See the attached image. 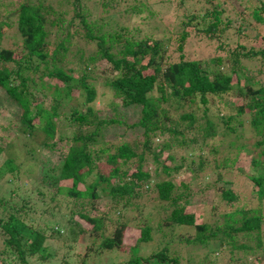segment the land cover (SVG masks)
<instances>
[{"label":"trees","instance_id":"1","mask_svg":"<svg viewBox=\"0 0 264 264\" xmlns=\"http://www.w3.org/2000/svg\"><path fill=\"white\" fill-rule=\"evenodd\" d=\"M207 1L213 4V8L203 12L200 0H170L177 6L175 17L180 12V18L189 19L176 26L180 59L164 67L156 61L161 50L158 39L134 36L132 31L138 32L137 27L129 30L123 26L122 32V29L99 32L106 24H100L94 17L88 20L90 12H85V5L79 0L73 1L70 17L66 16L67 10L57 12L58 21L65 22L68 27L65 36L49 52L47 37L50 29L47 26L56 22L50 20L40 6L27 2L20 4L16 25L25 51L18 54L12 49L0 48V91L4 94L0 97V110L18 114L19 119L17 123L14 117L10 119L15 128L9 136L1 135L0 150L15 144L17 138L45 147L65 146L67 151L58 174L53 176L54 185L46 184L42 178L34 181L35 186L17 183L14 191L19 190L22 203L2 204L3 209H9V214L0 217V230L6 235L0 249V264H60V261L89 264V260L97 262L95 259H109L105 263L113 264V254L120 251L131 254L125 262L116 264H183L182 259L186 264L205 260L208 264L221 255L219 253L226 248L225 243H230L231 249L251 248L249 244L234 242L240 232L251 233L249 238L253 239L256 248L264 247L261 214L250 212L247 216L245 212L239 225L226 223L229 231L222 232L221 236L226 237L224 240L219 241L215 230L202 222L195 224L193 237L178 236L176 239L170 236L161 241L158 252L152 248V252L143 256L137 251L141 244L151 241V226L144 224L133 235L122 219L127 206L143 205L137 200L142 198L156 202L154 211L157 215L172 207L163 220H156L158 230L161 229V221L166 223L167 220L171 226L192 225L194 215L187 211V205L179 203L181 192L177 191V178L172 173L185 167L194 173L193 179H208L215 168L232 167L234 163L239 171L245 172L237 160L241 153L248 155L240 152L245 149L242 145L237 147L238 153L234 157L218 160L213 156L218 151L217 133L223 136L235 134L247 121L254 134L260 135L254 145L262 144L261 152L264 154V85L259 84V78L248 67L249 60H264V43L257 48L238 43L241 38L236 42L230 40L225 28L230 21L221 14L225 9L224 0ZM231 1L242 14L237 16V31L244 32L250 28L255 38H261L257 29L264 25V0H247V7L241 8L239 0ZM95 3L101 12H109L112 7L122 14L127 11L137 14L146 7L142 0H98ZM194 3L199 7H194ZM170 6L166 11L171 12ZM155 13L158 14L159 10ZM245 14L250 15L249 20L245 19ZM151 15L154 14L150 10L145 13V17ZM222 22L223 26L219 27ZM187 26H193V31L203 30L206 34L202 36L208 40L215 39V36L222 39L218 48L225 49L228 45L230 49L208 59H185L184 42L190 39L191 34ZM78 27L81 28L79 32ZM75 34L86 42H94L96 52L107 59L111 65L109 68L116 73L113 79L105 81L112 93L109 101L112 108L118 105L139 107V115L132 126L141 130L142 140L133 137L117 140V143L106 142L104 130L119 120L117 112L105 116L101 109L94 108L92 101L96 89L85 81L84 74L91 68L84 67V72L76 76L71 69L57 64L65 59L66 41H71ZM115 46L117 53L110 52ZM81 58L80 53L78 59ZM88 58L92 60L94 56ZM224 65L226 69L223 70ZM37 72L40 74H35ZM43 93L48 98L44 99ZM74 96L83 97L82 102L76 99L78 105L85 106V109L74 107L61 118V102H68ZM49 98L52 103H45L44 100ZM7 100L12 103L8 108ZM60 123L68 128L60 131ZM174 147L189 149L191 163L184 165V156L178 157L176 163V157L169 153ZM197 150L202 152L197 154ZM195 155L197 159L193 158ZM4 165L11 171L17 168L11 158H6ZM249 165L253 170L250 177L256 187L255 192L261 197L264 194V171L258 169L260 161L253 156L249 157ZM221 174L218 172L217 176L222 179ZM160 175L163 177L157 179ZM225 182L229 183V180ZM182 186H186L185 182ZM57 195L63 202L56 199ZM220 195L227 201L237 199L235 191L224 184ZM103 199L108 205L100 209L99 202L102 200L103 203ZM41 204L51 206L39 211ZM234 210H230L231 213ZM29 211L27 222L22 216ZM98 211L101 214L97 215ZM48 213L51 219L43 220L42 217ZM63 214H66L65 219ZM31 219L36 222L32 223ZM47 243L57 244L60 253L56 248L47 250ZM76 245L82 249L77 251ZM177 246L182 250L179 251ZM262 255L264 262V252Z\"/></svg>","mask_w":264,"mask_h":264},{"label":"rangeland","instance_id":"2","mask_svg":"<svg viewBox=\"0 0 264 264\" xmlns=\"http://www.w3.org/2000/svg\"><path fill=\"white\" fill-rule=\"evenodd\" d=\"M73 1L74 0H0V28L2 29V33L0 34V48H8L13 51L24 53L25 47L21 44V35L17 30V11L20 7L21 3L27 2L28 4L38 5L43 10H45V14L49 17L50 20H54L56 22L55 25L47 26L49 28V34L47 37L48 51L54 47L59 40L65 36L67 25L66 23H61L58 21L57 12H64L67 10V17H70L73 14ZM78 1V0H77ZM85 5V12L88 15V20L96 19V21L101 23H105L103 29L99 32L107 31L111 32L113 30H121L123 31V26L129 30L137 27L138 32H133V35L139 37H151L153 39H158L161 43V50L156 57V61L160 64L161 67H164L168 63L173 61H178L180 59L179 52L177 49V25L183 20L189 19L188 17L182 19L180 18V12L174 15L175 8L177 6L170 0L158 3V0H142L146 7L142 9V12L137 14H130L131 12L121 13L118 12L117 8H110L109 12H101L102 9L100 6L95 3L98 0H79ZM189 1V0H188ZM199 0H196L198 2ZM225 1V2H224ZM223 4L225 9L222 11V16H225L230 23L225 27L226 32L228 33V37L230 40L236 42L238 38V43L244 44L246 47L249 46H257L260 47L264 43V25L260 26L257 31L261 35V38L258 36L254 37V31L250 28H246L244 32H238V17H241L242 14L238 11V8L232 3L231 0H224ZM241 2V7H247V0H239ZM154 2H157L156 4ZM169 4L171 12L166 11V7L168 8ZM201 11L210 10L213 8V4L209 3L207 0H200ZM159 6V7H158ZM199 7L198 3H194V7ZM120 8L121 6H117ZM192 8V6L190 7ZM144 10V11H143ZM152 12L149 17H145V13ZM156 10H159V13L156 14ZM146 11V12H145ZM158 12V11H157ZM162 13V16H161ZM155 14L158 16L156 19ZM246 15V14H245ZM264 15V13H263ZM249 16V17H248ZM97 17V18H96ZM180 18V19H179ZM232 18V19H231ZM68 19V18H67ZM245 19H250V15H246ZM264 22V21H263ZM255 23V22H254ZM223 26V22L219 24V27ZM172 27V29H170ZM193 26H187L190 29V39L185 40L183 47V54L185 59H208L209 57L215 56L218 53L229 50L228 45L225 46V49L222 47L218 48L219 41L223 42L222 39L208 40L207 37L202 36L206 33L202 31L197 32L191 30ZM201 28V27H199ZM77 32L81 29L77 28ZM177 30V31H176ZM198 33V34H197ZM241 33V34H239ZM209 34H212L211 32ZM241 35V36H238ZM229 39H223L224 41H228ZM233 42V43H235ZM68 44V50H66L64 54V60L58 62L57 64L62 65L64 68H69L73 71L76 76H79L81 72H84V67L91 68L86 74L85 81L89 84L95 86L96 96L92 101L94 108L101 109L103 111V115L107 116L109 114H113L117 112V123L110 125L109 129L105 131V139L108 143H117V140L121 139H131L133 137H139L142 140L141 130L136 129L132 126V122L136 120L139 115V107L138 106H128L123 107L121 105L112 106L109 104V101L112 99V93L109 89L108 85L105 84V81L111 80L116 76L109 67H111L110 63L104 57L99 56V53L96 52V48L94 42H86L82 38L79 37L78 34H75L71 41H66ZM230 46V43H229ZM116 46L110 50V52L117 53ZM82 54V58L79 60V54ZM20 54V53H18ZM93 55L94 58L91 60L88 57ZM225 55V54H224ZM146 60V59H145ZM144 60V61H145ZM263 61V62H262ZM260 59H252L248 62V67L252 70V74L259 78V84L264 85V60ZM22 63V62H21ZM35 63V60L32 61V64ZM51 64V62H49ZM42 66L39 67L40 71H42ZM105 68V69H104ZM226 69V66H223V70ZM31 73V72H30ZM33 77H36L33 73H31ZM40 74V73H35ZM45 81L47 78L44 77ZM37 80V78H35ZM18 83V81H16ZM48 93V92H47ZM154 94H157L155 91ZM4 94L0 91V97H3ZM44 99L48 98L46 93L42 94ZM7 98V97H6ZM42 98V99H43ZM80 102L84 99L83 97H76ZM75 96L71 98L68 102H61L59 106L60 117L68 114L69 110L74 107H81V109H85V106L78 105L77 99ZM40 99V98H39ZM5 100V97H4ZM9 103L6 105L8 108L12 105L10 100H7ZM45 103H52L50 98L44 100ZM100 110V111H101ZM14 117V121L18 122L19 116L18 114L11 113L10 111H2L0 110V138L1 135L4 137L9 136L12 132V128L14 127V122H11V118ZM97 119L96 117H94ZM246 119H249L246 118ZM65 122V121H64ZM62 129L60 131L67 129V126L61 125ZM163 137V136H162ZM42 138V137H41ZM155 142H157V139ZM216 139L217 143V153L213 156L220 160L223 157H234L237 153V147L242 145L245 149H241L247 152L248 155H244L241 153L238 156V162L244 166L243 171L241 172L237 169L235 163L232 167H221V169L215 168L214 172L209 175V178L193 179L194 173L183 167V169L173 172V177L177 178V191L181 192V197L179 199V203L187 205V211L194 215V223L192 225H182V226H171L170 221L167 220L161 221V229L158 230L156 228V220H159L165 217L172 208L168 207L166 211H161L160 214H156L154 211L156 202L152 203L151 201H144L142 198H138L141 204L137 207L131 205L127 206L123 210L122 219L125 221V224L129 226L130 232L133 235L138 233L139 228H141L144 224H149L151 226V241L147 243H143L138 248L137 253L140 255H147L153 250L158 252L160 250L161 241L168 239L170 236L177 239L180 237H193L196 233L195 224H199L205 222L208 226H211L213 230L216 232V238L221 241L226 239L225 235L221 236L222 232H228L229 229L226 226V223L233 224L235 226L241 223L243 218V213L247 216L251 213L261 214L263 223L261 227V235L262 240L264 242V194L259 197L255 192V185L251 180L250 175L253 173L251 166L249 165V157L253 156L260 161V165L258 169L264 171V154L261 152L262 144L254 145V142L260 139V135L254 134V132L249 128L247 121L244 122L243 128L241 131H237L235 134H229L223 136L221 133H217ZM15 144H11L4 149L0 150V217H7L9 214V209H3L2 204L7 205L16 204L20 205L21 199L18 196V191H14L17 188L15 187L17 183H23L27 187L35 186V182L40 180L41 178L44 182L53 184V176L55 177L59 172V167L61 161L64 157L65 152L67 151L65 146H57L53 147H45L42 144L37 143H27L25 140L15 139ZM16 148V151H13ZM28 150L30 151L28 153ZM202 152V150H197L196 153ZM169 153H173L176 157V163L178 162V157L184 156L183 164H190L191 157H189V149L182 148H171ZM6 158H11L13 162L16 164L17 168L13 171L9 170L4 165V160ZM197 159L196 155L193 157ZM152 161V159L150 158ZM190 160V161H189ZM168 163V160H165ZM190 162V163H189ZM262 164V167H261ZM152 171V170H151ZM221 171V172H220ZM222 173V179L218 178L217 173ZM163 175L157 176L156 178H162ZM153 178L151 180V185L153 184ZM229 180L228 182H225ZM182 182H185L186 186H182ZM215 182V183H214ZM208 184V186H207ZM229 186L235 191L237 199L227 201L221 198V186L222 185ZM55 185H58L56 182ZM27 194V193H26ZM57 200H61L60 195H57ZM99 202L100 209L104 206L107 207L108 203L103 199ZM50 202V201H49ZM63 202V201H62ZM51 202L50 204H52ZM63 204V203H62ZM89 204V203H88ZM103 204V205H102ZM51 205H43L38 206V210L41 211L43 208H48ZM89 206V205H88ZM231 213L230 210H233ZM250 210V211H249ZM100 211V210H99ZM96 214H101L100 212ZM51 212V211H50ZM49 212V213H50ZM94 212V211H93ZM227 214L224 216V213ZM46 214L45 217H42L43 220L51 219L50 214ZM92 213V212H91ZM222 213V215H220ZM230 213V214H229ZM31 214L30 211L23 215V219L29 222L30 217L28 215ZM94 214V213H93ZM229 214V215H228ZM62 218H66V214L62 215ZM32 223H35L36 220H32ZM218 229H215V228ZM2 231L0 230V233ZM234 234V233H232ZM251 233H239L236 235L234 242L237 244H249L251 248L240 247L237 249H231L230 243H225V249L221 251L219 257L215 258L216 260L213 263L208 262V264H264L263 252L264 247H257L253 242V239L249 238ZM5 234H0V249H2V240L5 239ZM82 240H85L82 238ZM59 242V241H58ZM83 242V241H82ZM61 245V243L59 242ZM181 246H177L179 251L182 249ZM47 250L57 249L58 253L60 247L54 243L46 244ZM153 248V250H152ZM255 248V249H254ZM82 249L81 246L76 245V250L79 251ZM57 253V254H58ZM76 254L77 252L74 251ZM181 255L184 254L180 252ZM129 254L124 251H120L114 253V261L113 264H116L119 261L125 262L129 258ZM186 257V256H185ZM97 262L93 263L92 260H89V264H106L105 260L95 259ZM206 262H189L188 264H207ZM121 262V263H122ZM183 264H186L184 259H182ZM60 264H71L70 262L60 261ZM76 264H79L76 262ZM161 264V263H159Z\"/></svg>","mask_w":264,"mask_h":264}]
</instances>
